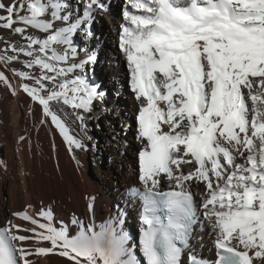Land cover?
<instances>
[{"label":"snow or ice","instance_id":"6c2138e0","mask_svg":"<svg viewBox=\"0 0 264 264\" xmlns=\"http://www.w3.org/2000/svg\"><path fill=\"white\" fill-rule=\"evenodd\" d=\"M127 4L119 48L139 105L135 139L142 188L129 189L141 203L138 242L119 206L97 225L93 197L87 223L73 214L57 227L51 208L36 216L13 213L26 223L0 224V264H37L50 253L68 264H184L185 256L187 264H264V0ZM75 5L0 0V29L20 37L0 49V65L19 83L0 71V84L39 104L41 123L50 118L73 154L89 150L87 122L97 118L95 102L105 96L86 74L97 55L80 44L92 38L96 17L108 11L104 0ZM69 115L82 138L71 134ZM131 127L121 125L125 135ZM197 229H210L211 260L190 245Z\"/></svg>","mask_w":264,"mask_h":264},{"label":"bare ground","instance_id":"6f19581e","mask_svg":"<svg viewBox=\"0 0 264 264\" xmlns=\"http://www.w3.org/2000/svg\"><path fill=\"white\" fill-rule=\"evenodd\" d=\"M67 2L75 8V0ZM109 2L111 0L106 3ZM120 6L122 13L116 17L106 16L105 13L96 17L91 29L93 36L86 45L81 38V49H91L97 55V63L89 66L86 71L87 77L101 85L105 92L103 103L95 102L97 106L94 116L97 118L87 122L88 135L92 137V140L84 141L89 146L88 151L76 150L74 154L70 153L50 118L41 123L44 117L39 104L34 103L23 91L13 96L6 86L0 84V224L8 220L26 223L17 220L13 213L27 210L36 216L42 208L52 209L57 227L60 221L70 223L73 214L87 223L90 219L89 199L94 197L96 224L103 223L115 214L119 206L126 213V229L133 240L138 242L141 203L138 199L130 198L129 189L142 188L138 180V151L141 146L135 139V117L139 105L130 90L127 61L119 48L121 25L125 23L123 10L128 6L127 0H122ZM6 40L19 41L20 37L12 35L9 30L0 29V49L5 47ZM105 44H110L114 49L104 51ZM123 66L126 74L121 70ZM14 67L21 69L22 65L17 63ZM0 71H5L2 65ZM97 72L100 75L96 79L90 78L91 74ZM5 75L13 85L19 83V78L13 77L10 71H5ZM71 111L70 108H64V112L70 114ZM123 113L133 118L132 121L124 118ZM58 114L63 118V112L58 111ZM73 120L71 115L67 117L71 134L82 138L79 124L73 123ZM124 123L132 126L127 135L121 129ZM102 130L105 132L102 133ZM93 131L104 138L105 145L101 154L97 150ZM21 136L25 140L20 141ZM114 136L116 139H113ZM127 142L131 144L129 154L135 157L132 162L126 159L123 149ZM93 143L96 144L95 150L92 149ZM103 158L106 160L105 166ZM92 165L96 167L91 169ZM123 191H127V197ZM71 231L74 235L76 229L72 228ZM207 231L210 232V229H197L190 245L204 259L211 260L214 258L213 238L206 234ZM183 259L184 264H187L186 256ZM37 264L68 262L66 258L50 253L37 258Z\"/></svg>","mask_w":264,"mask_h":264},{"label":"rangeland","instance_id":"374dc122","mask_svg":"<svg viewBox=\"0 0 264 264\" xmlns=\"http://www.w3.org/2000/svg\"><path fill=\"white\" fill-rule=\"evenodd\" d=\"M121 1L122 0H111V2H109L108 4L106 3L107 0L104 1V3H106L108 5V11L105 13L106 16H111V17H116L117 14H121L122 13V8H121ZM117 6V7H116ZM109 14V15H107ZM104 23V22H103ZM103 48H104V51H111L113 50L114 48L110 45V44H105L103 45ZM123 74H126L127 71H126V68L123 66V68L121 69ZM100 75V73H96V74H91L90 75V78H93L96 79L98 76ZM92 76V77H91ZM91 80V79H90ZM124 87L127 86L126 83L123 84ZM111 98V97H110ZM123 116L124 118H126L128 121H132L131 117L129 115H124L123 113ZM104 129V128H103ZM105 130V129H104ZM102 130L101 132L104 133L105 131ZM93 135V138L95 139L96 143H97V150L98 152L103 153V146L105 145V141H104V138L101 137V135H98L96 133H92ZM106 137L108 138L109 135L107 134ZM111 141H113L112 139H110ZM103 141V142H102ZM100 145V146H99ZM127 146V147H126ZM125 153H126V159L130 162L134 161L135 157L130 155L129 152H128V149H131V144L129 142L126 143V145L123 147ZM103 165L105 166L106 165V160L103 158ZM94 165L91 166V169L96 167V165L93 167ZM101 165H99L100 167ZM92 173V172H91ZM125 193V196L127 197V191H123ZM209 231H207V235L209 236ZM208 247V246H207ZM207 247H204V248H207Z\"/></svg>","mask_w":264,"mask_h":264}]
</instances>
